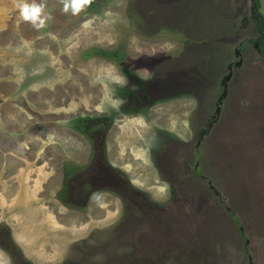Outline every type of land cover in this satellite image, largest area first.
<instances>
[{
    "label": "rangeland",
    "instance_id": "1",
    "mask_svg": "<svg viewBox=\"0 0 264 264\" xmlns=\"http://www.w3.org/2000/svg\"><path fill=\"white\" fill-rule=\"evenodd\" d=\"M35 2L40 29L0 0V264H264L263 57L244 52V94L230 83L227 113L211 122L235 51L261 33L252 0H89L77 14ZM190 52L210 60L206 81L171 93L168 70L181 56L195 65ZM99 157L126 192L82 197Z\"/></svg>",
    "mask_w": 264,
    "mask_h": 264
},
{
    "label": "flooded vegetation",
    "instance_id": "2",
    "mask_svg": "<svg viewBox=\"0 0 264 264\" xmlns=\"http://www.w3.org/2000/svg\"><path fill=\"white\" fill-rule=\"evenodd\" d=\"M252 4L253 5L251 6V13H252L251 16L254 19L256 18L257 21H261L262 26L260 24L258 26V24H257V28H258L257 30L260 31L261 33L254 40H247L246 43L240 44L241 48H242L241 51L239 48H237V50L235 51L237 56H238L237 57L238 60L235 63L230 62V64L227 67V72H225L223 74L224 76L220 80L223 90H222L221 95L219 96L217 102L215 103L217 110H216V113L214 114V116L212 117L211 122H213L217 118L222 119L224 117V114L227 113L228 109L225 106L227 101H224V98L229 96V92L231 91L230 83L232 84L236 81V77H235L236 73L234 72V69H233L234 67L239 66L241 68L239 70H240V74L243 77V81H244V52H249L251 54L250 59L252 60V63L258 62L259 60L257 57H259V56L264 58V19L262 18L263 15L261 13L258 12V14H257V11L259 10L257 0H252ZM260 18H262V19H260ZM189 54L191 55V56H189L190 59L194 62L195 65L190 66L192 64V62H187L186 58H181L182 57L181 56L180 58H177L176 63H173L171 65L170 70H168V74L166 75V76H168V79L166 80L164 85L170 86V85L177 84L175 89H173L171 91V93L183 91L184 89L188 90L189 88L192 89V91L194 93L198 92L199 91L198 84H197L198 80H200L201 82H203L205 80L202 77L201 78L197 77L199 74L200 68H202L203 70H208V72L211 69L210 68V60L208 58L198 57L195 55L194 52H190ZM194 57H197V58L194 59ZM255 59H256V61H253ZM178 60H179V63H177ZM200 60L202 61V63L200 62ZM247 63L248 62H246L245 64H247ZM214 67L217 68L218 65H216ZM236 69H238V68H236ZM261 69L264 70V67H262ZM126 70H127V68H126ZM187 71L190 74L186 73ZM191 74H192V79H190L187 82V80H188L187 77H190ZM150 84H151V82H150ZM152 85L155 86L159 91L161 90L160 87L157 86V84L153 83ZM155 87H153V88H155ZM204 87H205V85H202V88H204ZM197 105H199L198 101H197ZM140 113H143V111H141ZM145 115H146V111L144 112V116ZM145 122H147V121H145ZM202 133H206L205 129H202ZM202 133H200V139H201ZM98 156H100V153ZM100 158L101 157H99V160H93L90 168H88V170H84V171H86V173H84L86 175V181H83V183L89 184L93 190L89 193H86L82 197H87V198L90 197L91 198L92 195H95L98 192L97 190L103 189V187L105 185L113 186L120 191L126 192L124 190L125 186L122 185V182L125 183V181L122 178H120V176L116 175L115 173H112L114 171L113 167H111L109 165V163L105 162L104 159H100ZM92 171H95V172H92ZM72 182L74 183V185L77 184V181H72ZM100 182L102 183V187H100V184H99ZM128 182H129V180H128ZM127 188H129V187H127ZM78 190L72 192L73 188H71L68 192V198L72 199L73 202H77V203L82 200V197L78 198V196H77ZM65 193H66V191H65Z\"/></svg>",
    "mask_w": 264,
    "mask_h": 264
},
{
    "label": "clouds",
    "instance_id": "3",
    "mask_svg": "<svg viewBox=\"0 0 264 264\" xmlns=\"http://www.w3.org/2000/svg\"><path fill=\"white\" fill-rule=\"evenodd\" d=\"M14 2L24 21L30 22L37 29L44 26L45 20L42 17L44 6L42 4L36 3L35 0H32V2H29V0H14ZM88 2L89 0H63L64 11L71 10L73 14H77Z\"/></svg>",
    "mask_w": 264,
    "mask_h": 264
},
{
    "label": "crops",
    "instance_id": "4",
    "mask_svg": "<svg viewBox=\"0 0 264 264\" xmlns=\"http://www.w3.org/2000/svg\"><path fill=\"white\" fill-rule=\"evenodd\" d=\"M1 65V64H0ZM1 77V76H0ZM4 85H5V82H0V97L3 95V97H2V99H4L5 97H6V90H5V87H4ZM9 88H11V89H14L15 87L14 86H10ZM4 103H6V102H4ZM4 103L3 104H0V111L1 112H4V110H5V108H4ZM7 109H9V108H7ZM27 117H30V119L29 118H27ZM5 118H6V116H5ZM32 115H29V116H26V119L28 120V121H31L32 120ZM43 122V121H42ZM44 123L45 124H47L46 126H51L52 125V122H50L49 121V119H47V118H45V121H44ZM43 124V123H42ZM48 124H50V125H48ZM34 126V125H33ZM54 129H56V130H58V131H60V132H65L66 133V131H68V128L67 127H65V125H59V126H57L56 124H55V128ZM48 130H50V128H48ZM13 132H14V130H12ZM11 137V136H10ZM10 137H8V136H6V137H3L2 136V142H3V146H5V147H7V148H11V146L13 145V146H16V144L19 142L18 140H17V142L16 143H13L12 142V139H14V138H16V137H12V138H10ZM13 149V148H12ZM50 150L51 149H55V150H58V148H57V146H51L50 148H49ZM37 164H40V163H37ZM41 165V164H40ZM34 166H35V164H34ZM35 171H37V170H35ZM36 173H38V172H36ZM39 173H40V171H39ZM35 177H36V181H37V185H36V183H35V181H33V180H26L27 182H29L30 183V186H25V187H30V188H25V187H23L21 190H22V192H25L24 194H26V193H30L31 194V190H33L34 191V188H36L37 186L40 188V186L39 185H41L40 183V174L39 175H35Z\"/></svg>",
    "mask_w": 264,
    "mask_h": 264
},
{
    "label": "trees",
    "instance_id": "5",
    "mask_svg": "<svg viewBox=\"0 0 264 264\" xmlns=\"http://www.w3.org/2000/svg\"><path fill=\"white\" fill-rule=\"evenodd\" d=\"M258 4V2H257ZM95 6V2H92V7ZM96 54L100 55L104 58H110L113 59L119 64L120 66H124L125 62H129L130 60L127 58V55L125 54L124 51H122L120 48L119 49H106V48H98L96 50ZM125 71H128V68ZM85 121V119H83Z\"/></svg>",
    "mask_w": 264,
    "mask_h": 264
},
{
    "label": "water",
    "instance_id": "6",
    "mask_svg": "<svg viewBox=\"0 0 264 264\" xmlns=\"http://www.w3.org/2000/svg\"><path fill=\"white\" fill-rule=\"evenodd\" d=\"M204 81H206V80H204ZM204 81H203V82H204ZM238 83L240 84V86H242V89H241V90H242V93L244 94V91H245V90H244V88H243V86H244V84H243V78L239 77L238 79H236V84H238ZM240 86L237 88L238 91H240V89H239ZM245 94L247 95V94H249V92L246 91ZM225 168H226V166H225ZM225 179H226V178H225Z\"/></svg>",
    "mask_w": 264,
    "mask_h": 264
}]
</instances>
